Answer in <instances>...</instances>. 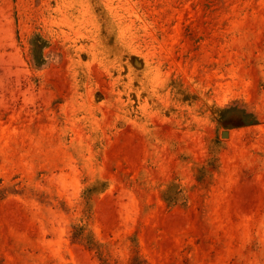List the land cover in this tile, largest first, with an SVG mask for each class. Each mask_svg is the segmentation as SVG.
Listing matches in <instances>:
<instances>
[{
	"label": "rangeland",
	"instance_id": "1",
	"mask_svg": "<svg viewBox=\"0 0 264 264\" xmlns=\"http://www.w3.org/2000/svg\"><path fill=\"white\" fill-rule=\"evenodd\" d=\"M0 264H264V0H0Z\"/></svg>",
	"mask_w": 264,
	"mask_h": 264
},
{
	"label": "water",
	"instance_id": "2",
	"mask_svg": "<svg viewBox=\"0 0 264 264\" xmlns=\"http://www.w3.org/2000/svg\"><path fill=\"white\" fill-rule=\"evenodd\" d=\"M223 135H224V136H226V135H227V133H224Z\"/></svg>",
	"mask_w": 264,
	"mask_h": 264
}]
</instances>
